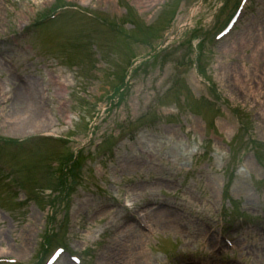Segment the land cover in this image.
<instances>
[{"label":"rangeland","instance_id":"374dc122","mask_svg":"<svg viewBox=\"0 0 264 264\" xmlns=\"http://www.w3.org/2000/svg\"><path fill=\"white\" fill-rule=\"evenodd\" d=\"M56 1L92 20L30 34ZM239 1L0 0V142L65 141L2 146L0 259L60 245L82 264H264V0L215 39ZM19 78L37 119L22 89L13 102Z\"/></svg>","mask_w":264,"mask_h":264},{"label":"bare ground","instance_id":"6f19581e","mask_svg":"<svg viewBox=\"0 0 264 264\" xmlns=\"http://www.w3.org/2000/svg\"><path fill=\"white\" fill-rule=\"evenodd\" d=\"M21 89H22V91H24L23 92V96L25 97V93H26V96H27V94L29 93V85H24V84H22L21 86H18V85H16L15 86V92L13 93V102H15V103H17V104H20V103H23V101H22V93H21ZM34 90V92H35V95H37V90H36V88H34L33 89ZM34 95V96H35ZM38 104H39V99L38 98H35V112H34V117H35V119H37V118H39L40 117V115H41V108L38 106ZM24 116V115H23ZM32 119H33V117H31ZM31 120V119H30ZM10 121V119L8 120V122ZM7 122V123H8ZM9 124V123H8ZM27 125V124H26ZM9 126V125H8ZM25 125H23V126H20V128H23Z\"/></svg>","mask_w":264,"mask_h":264}]
</instances>
